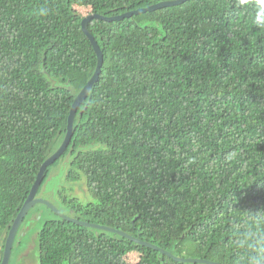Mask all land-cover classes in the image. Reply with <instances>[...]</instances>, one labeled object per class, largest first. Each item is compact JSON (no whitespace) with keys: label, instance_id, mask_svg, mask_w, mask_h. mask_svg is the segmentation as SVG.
Wrapping results in <instances>:
<instances>
[{"label":"trees","instance_id":"obj_1","mask_svg":"<svg viewBox=\"0 0 264 264\" xmlns=\"http://www.w3.org/2000/svg\"><path fill=\"white\" fill-rule=\"evenodd\" d=\"M160 1L0 0V248L95 70L82 18ZM257 9L264 11V0H186L120 20L91 19L100 72L36 196L67 154L65 179L84 176L92 200L61 187L60 211L176 257L245 264L237 234L249 217H264V29L253 23ZM45 207L54 217L31 240L38 264H211L176 260Z\"/></svg>","mask_w":264,"mask_h":264},{"label":"water","instance_id":"obj_2","mask_svg":"<svg viewBox=\"0 0 264 264\" xmlns=\"http://www.w3.org/2000/svg\"><path fill=\"white\" fill-rule=\"evenodd\" d=\"M186 0H166V1H160L158 3L146 6V7H142V8H137L134 10H130V11H126L120 14H116V15H111V16H106L100 13H89L87 14L85 17L82 18L81 20V29L83 31V33L86 35V37L89 39L92 48L96 54V67L95 70L92 74V76L90 77V79L87 81V83L84 85V87L80 90V92L76 95V97L74 98L70 110H69V114L67 116V124H66V133L65 136L60 144V146L57 148V150L50 155L47 159H45L42 164L39 167V170L36 174L35 180L30 188V191L26 197V199L24 200L20 210L18 211V213L16 214L11 227L7 233V237L5 240V245H4V250H3V258L2 261L0 262V264H7L8 262V258H9V254H10V250L12 247V243L14 240V236L15 233L17 231V228L21 222V220L23 219L24 215L26 214L27 210L34 205L35 203H42L44 205H46L48 208L52 209L56 214H58L59 216H61L62 218H65L69 221H72L74 223L80 224V225H84V226H88V227H93V228H98V229H103V230H107V231H112V232H116L120 235H123L127 238H130L136 242L151 246L153 248L158 249L160 252L168 254L170 256H172L174 259L176 260H186V261H194V262H206V263H211V264H220L218 262H214V261H208L205 259H197V258H181V257H176L173 256L172 254H170L169 252H167L164 249L158 248L156 246H154L153 244L149 243V242H145V241H141L138 238H134L132 236H130L129 234L109 227V226H105V225H100V224H95V223H89L86 221H82V220H78L76 218L70 217L69 215L65 214L64 212L60 211L56 206H54L50 201H48L47 199L41 198L39 196H36V192L39 186V183L42 179L44 170L46 168L47 165H49L50 163H52L55 159H57L66 149L67 144L70 141L71 135H72V128H73V120H74V116L76 113V110L79 106V104L84 100V98L86 97L89 89L91 88V86L93 85V83L97 80L99 72H100V67L102 65V61H103V53L102 50L100 49L96 39L94 38V36L90 33V31L87 29V23L93 19V18H99V19H103L105 21H112V20H120L126 17H130L133 14H138L141 12H146V11H152L155 10L157 8H161L164 6H171V5H175L178 3H182Z\"/></svg>","mask_w":264,"mask_h":264},{"label":"rangeland","instance_id":"obj_3","mask_svg":"<svg viewBox=\"0 0 264 264\" xmlns=\"http://www.w3.org/2000/svg\"><path fill=\"white\" fill-rule=\"evenodd\" d=\"M68 162L69 156L66 154L61 157L54 166H52L48 181L44 183L37 195L41 198L47 199L53 205L55 204L58 209L60 208L62 210L63 206L59 204L60 199L56 194L57 189L61 187L66 190L67 194L75 196L83 202L92 200L91 195L87 191L84 176H81L74 182H68L65 179V174L67 173L69 167ZM64 194L67 195L66 193ZM45 206L42 203H35L30 207V214H26V218L23 222V224L26 222L27 224L19 230L15 239L16 242L12 249V256L10 260L11 264H38L37 253L35 250L36 248L31 240L35 242L37 231L40 229L43 220L45 218L54 217V213L49 211V209ZM21 237L26 240V243H29L26 244L25 241L22 240L23 242L19 244V241L22 239ZM25 244L27 246L23 249ZM127 259L131 262L136 261V259H138V253H130L127 256Z\"/></svg>","mask_w":264,"mask_h":264},{"label":"clouds","instance_id":"obj_4","mask_svg":"<svg viewBox=\"0 0 264 264\" xmlns=\"http://www.w3.org/2000/svg\"><path fill=\"white\" fill-rule=\"evenodd\" d=\"M254 16L253 23L264 29V11ZM235 246L245 254V264H264V217H249L245 226L238 232Z\"/></svg>","mask_w":264,"mask_h":264},{"label":"flooded vegetation","instance_id":"obj_5","mask_svg":"<svg viewBox=\"0 0 264 264\" xmlns=\"http://www.w3.org/2000/svg\"><path fill=\"white\" fill-rule=\"evenodd\" d=\"M6 237H7V235H6L5 238H4V245H5ZM14 237H15V236H14ZM13 241H14V240H13ZM4 245H3L2 248H0V262L2 261V258H3ZM12 246H13V243H12ZM11 256H12V247H11V250H10V254H9V258H8V262H7V264H11V263H10Z\"/></svg>","mask_w":264,"mask_h":264},{"label":"bare ground","instance_id":"obj_6","mask_svg":"<svg viewBox=\"0 0 264 264\" xmlns=\"http://www.w3.org/2000/svg\"><path fill=\"white\" fill-rule=\"evenodd\" d=\"M59 158V157H58ZM48 167V166H47Z\"/></svg>","mask_w":264,"mask_h":264}]
</instances>
